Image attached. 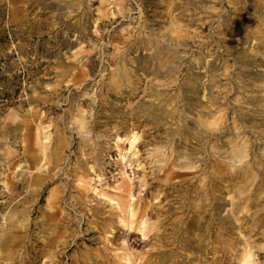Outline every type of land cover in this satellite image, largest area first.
<instances>
[{"label":"rangeland","instance_id":"374dc122","mask_svg":"<svg viewBox=\"0 0 264 264\" xmlns=\"http://www.w3.org/2000/svg\"><path fill=\"white\" fill-rule=\"evenodd\" d=\"M0 264H264V0H0Z\"/></svg>","mask_w":264,"mask_h":264}]
</instances>
